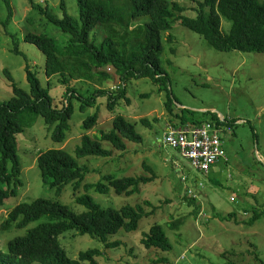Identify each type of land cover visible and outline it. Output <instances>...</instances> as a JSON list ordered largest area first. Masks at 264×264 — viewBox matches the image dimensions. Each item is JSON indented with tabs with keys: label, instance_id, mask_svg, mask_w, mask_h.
<instances>
[{
	"label": "rangeland",
	"instance_id": "rangeland-1",
	"mask_svg": "<svg viewBox=\"0 0 264 264\" xmlns=\"http://www.w3.org/2000/svg\"><path fill=\"white\" fill-rule=\"evenodd\" d=\"M9 1L13 16L4 25L8 10L5 2L0 0V101H7L13 95L12 81L5 70L11 73L19 87L30 92L25 68L28 64L42 86L49 89L53 104L60 106L65 101L63 93L68 86L59 81V75L47 77L44 53L34 44L25 42L24 37L45 34L63 46L69 43L70 36L49 23L29 5L28 0ZM120 1L124 4V0ZM194 1L176 2L186 9L185 16L194 18ZM34 2L48 7L56 17L62 18L61 0ZM65 2L69 14L80 25L77 0ZM149 21V16H143L137 20V25ZM229 28L230 22L222 19V29L226 34ZM103 37L106 34L102 28L94 32L96 41ZM15 42L22 54L13 51ZM140 44L134 40L117 47L130 56L137 52ZM163 47L161 60L168 74L166 82H156L151 77H135L128 83L127 97L119 100L114 110L108 106L107 94L99 96L95 105L83 110L79 107L80 101L74 98V114L63 143L52 139L55 123H47L42 115H38L34 123L17 136L22 165L21 185L16 194L0 204L2 253H8L11 240L25 236L29 228L46 220L42 217L22 228L15 224L2 227L5 217L15 206L44 198L82 212L86 208L78 204L76 198L87 194L102 207L121 209L140 204L150 214L142 218L137 231H120L109 238V242H121L116 249H108L100 240L89 235L80 236L75 231L61 235L59 241L73 259L82 251L98 249L101 252L97 258L99 264H264V214L253 225L245 223L255 210H264V53L217 50L178 22L173 23L163 37ZM106 69L113 74L112 79L90 81L73 78L70 85L83 95L97 88L118 89L122 84L120 75L114 68ZM169 94L175 99L171 110L165 106ZM206 111L209 115H205ZM95 113L99 121L86 133L82 127L83 120ZM176 113L189 119H210L211 113H216L230 122L235 120L231 132L223 135V156L209 173L197 171L178 150L162 144L168 124L182 126ZM115 114H122L136 123L142 143L127 141L128 150L122 152L112 144L102 142L103 148L112 150L111 158L78 159L75 150L81 143V137L88 134L97 139L102 132H110ZM142 118L149 120L151 125L142 123ZM51 149L66 150L88 169L78 188L68 185L60 196L42 182L37 166L39 154ZM145 167H150L156 178L142 186L140 194L118 195L114 189L103 194L93 186L103 175L151 177ZM88 185L90 187L87 188ZM186 197L195 198L196 204L190 205ZM230 213L234 215L221 219L220 216L226 217ZM178 219V228L172 230L169 223ZM154 223L165 228L172 244L171 251L146 249L141 244Z\"/></svg>",
	"mask_w": 264,
	"mask_h": 264
},
{
	"label": "trees",
	"instance_id": "trees-1",
	"mask_svg": "<svg viewBox=\"0 0 264 264\" xmlns=\"http://www.w3.org/2000/svg\"><path fill=\"white\" fill-rule=\"evenodd\" d=\"M3 1L8 10V17L3 24L7 25L13 16V10L9 0ZM176 1L124 0L123 4L120 0H77L79 25L69 14L65 0L60 3L62 18L56 17L48 7L28 0L29 5L38 10L49 23L62 34L70 36L69 43L63 46L45 34H28L24 37L25 42L34 44L44 53L47 77L59 75V81L68 87L63 93L65 101L60 106L54 105L49 89L42 86L36 72L28 64L25 68L30 92L19 87L13 81L11 73L5 70L12 81L13 95L7 101H0V204L5 198L16 194L21 185L22 165L18 156L17 136L31 126L38 115H42L49 124L55 123L52 139L63 143L67 139L70 120L74 114V98L80 101L79 107L83 110L95 105L99 96L107 94L108 106L114 110L119 100L127 97L128 83L135 77H151L156 82L168 80L161 56L164 50L163 37L171 30L173 23L178 22L207 40L217 50L264 53V0H195L194 18L185 16L186 9ZM143 16H149L150 21L137 25V20ZM222 19L230 22L227 34L222 29ZM99 28L105 30L106 37L98 42L94 39V32ZM168 38L172 40V37ZM134 40L141 44L137 52L130 56H126L117 47L128 45ZM13 51L22 54L16 42ZM108 67L114 68L122 80L116 90L97 88L90 94L83 95L70 85L73 78L90 81L112 79L113 74L106 69ZM173 101L175 99L169 94L165 102L169 110L172 109ZM204 113L209 115V111ZM175 116L180 119L182 126H197L207 121L219 125L226 123L231 128L235 124V120L230 122L226 117L221 120L216 113H211L210 119H189L179 113ZM98 121L97 113L89 115L83 120L82 127L89 133ZM142 123L151 125L146 118H142ZM142 140L136 123L122 114H115L110 132H102L97 139L84 134L75 154L78 159L111 158L112 150L103 148L102 142L110 143L115 149L125 152L128 150L127 141L142 143ZM37 166L42 182L54 189L57 196L68 185L78 188L88 172L86 166L80 165L74 156L63 149L40 153ZM145 168L152 174L151 177L118 178L103 175L93 186L103 194L109 193L111 189L118 195L140 194L142 186L152 183L156 178L150 167ZM194 199H188L190 205L196 204ZM76 202L86 210L76 212L58 201L44 198L21 203L11 209L2 227L15 224L22 228L42 217H46V220L29 228L25 236L11 240L8 243V253L0 251V264H99L97 258L101 252L98 249L82 251L73 259L61 245L60 236L75 231L80 236L89 235L100 240L108 249H116L121 246V242H109V238L120 231H137L142 218L150 214L140 204L127 205L121 209L102 207L87 194L77 197ZM145 204L150 205L149 202ZM196 208L199 210L198 205ZM263 214L264 210H255L245 223L253 225ZM232 215L234 213L220 217L227 219ZM169 226L176 230L179 219L171 221ZM141 244L146 249L156 248L163 252L172 250L167 232L159 223L150 226Z\"/></svg>",
	"mask_w": 264,
	"mask_h": 264
},
{
	"label": "built area",
	"instance_id": "built-area-1",
	"mask_svg": "<svg viewBox=\"0 0 264 264\" xmlns=\"http://www.w3.org/2000/svg\"><path fill=\"white\" fill-rule=\"evenodd\" d=\"M221 118L224 120L225 117ZM231 130L226 123L219 125L212 121L197 126H170L165 130L162 144L178 150L197 171L209 173L223 156V135ZM189 193L192 194V191ZM193 196L196 197L195 194Z\"/></svg>",
	"mask_w": 264,
	"mask_h": 264
},
{
	"label": "crops",
	"instance_id": "crops-1",
	"mask_svg": "<svg viewBox=\"0 0 264 264\" xmlns=\"http://www.w3.org/2000/svg\"><path fill=\"white\" fill-rule=\"evenodd\" d=\"M175 125H176V124H175ZM170 126H173V125L168 124V126H167L166 128H168V127H170Z\"/></svg>",
	"mask_w": 264,
	"mask_h": 264
},
{
	"label": "water",
	"instance_id": "water-1",
	"mask_svg": "<svg viewBox=\"0 0 264 264\" xmlns=\"http://www.w3.org/2000/svg\"><path fill=\"white\" fill-rule=\"evenodd\" d=\"M180 176V175H179Z\"/></svg>",
	"mask_w": 264,
	"mask_h": 264
}]
</instances>
